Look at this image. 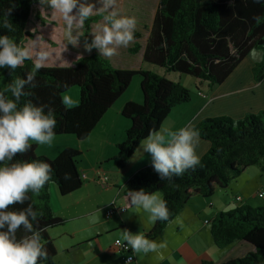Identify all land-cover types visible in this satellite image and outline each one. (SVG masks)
Here are the masks:
<instances>
[{"label":"trees","instance_id":"trees-1","mask_svg":"<svg viewBox=\"0 0 264 264\" xmlns=\"http://www.w3.org/2000/svg\"><path fill=\"white\" fill-rule=\"evenodd\" d=\"M38 3L39 0H0V36L8 35L18 45L25 46L27 40L32 39V34L26 31L31 8ZM9 9L11 15L7 19L15 31L2 26ZM100 20H103V14L93 15L85 21L86 42L91 43L88 38L91 24ZM139 38L134 34L135 40ZM140 48L134 43L128 52L137 54ZM253 48L261 53L260 61L252 69L254 80L260 82L264 78V0H158L142 60L164 69L167 74H185L209 85H220ZM33 69L31 59L25 60L14 72L0 68V91H5L14 79L23 78ZM134 76L140 77L142 103L128 102L120 110V116L130 123L124 142L117 145L118 158L126 161L150 130H159L173 108L189 102L191 92L181 83L147 70L113 68L104 57L94 52L78 58L70 67H41L36 71V87L25 88L28 95L21 97L18 108L31 101L34 105L46 106L45 113L49 108L53 109L55 136L73 135L82 141L122 97ZM72 87L78 88L79 103L67 108L62 97ZM5 94L11 98L10 92ZM195 128L200 138L209 143L207 153L195 170L188 169L171 181L161 180L157 172L139 171L126 184L124 195L130 207L133 206L128 192L140 189L150 194L159 193L166 201L169 219L154 221L146 238L154 239L161 235L193 196L211 197L216 187L227 188L247 168L260 166L264 160V112L248 114L240 120L224 116L208 118ZM30 145L28 152L18 153L13 161L4 163H49L53 169L51 179L38 194L29 192V200L23 205H13L9 210H20L31 204L35 211L42 213L38 217L39 224L33 223L46 228L42 232L41 243L49 256L38 264H56L55 248L47 230L63 221L51 212L49 187L54 184L62 196L81 187L78 172L81 153L66 148L57 157L49 159L36 155L35 146ZM261 171L264 172L263 168ZM66 173L70 179H65ZM207 223L216 248L223 249L236 242L253 247V251L243 257L221 264H264V206H241L219 213ZM23 235L21 227L17 231V239ZM201 264L214 263L203 261Z\"/></svg>","mask_w":264,"mask_h":264},{"label":"crops","instance_id":"crops-1","mask_svg":"<svg viewBox=\"0 0 264 264\" xmlns=\"http://www.w3.org/2000/svg\"><path fill=\"white\" fill-rule=\"evenodd\" d=\"M149 30L150 28L146 31L144 43L139 44L141 48L138 54L141 60ZM131 44L128 47L133 45ZM94 52L98 53L97 49L93 48L87 56ZM77 59L78 57L72 61V66ZM260 59L253 60L248 55L220 85H209L207 82L195 80L189 102L173 108L158 131H175L189 124L195 127L208 118L224 116L240 120L248 114L264 112V78L256 82L252 71L254 64ZM159 75L177 82L165 72ZM181 76L182 74L178 76L179 83ZM71 92L64 93L62 97L63 99L69 95L68 98L72 101L69 105L64 104L67 108L75 107L79 103L78 91L73 94ZM128 102L141 104L142 97L138 94H125L102 116L85 140L77 143L74 139L63 137L70 144L59 146L54 157L44 155L53 159L66 148L81 153L78 165L81 187L64 196L59 194L55 185L51 184L49 187L51 212L63 221L61 225L47 230L55 248L56 264H122L123 255L114 249L113 241L124 240L123 230L145 236L154 224L150 213L142 208L130 207L124 195L126 184L135 173L145 170L156 172L150 154L143 152L140 147L142 141L129 159L121 161L118 158L117 145L124 142L125 132L130 125L128 120L120 116V110ZM29 143L35 146V152L38 153L39 144L31 140ZM71 145L74 147H70ZM208 149L209 143L201 139L196 149L200 159ZM261 168L264 170V167ZM247 171L249 170L246 169L227 188L216 187L209 198L193 196L182 211L167 224L161 235L154 239L148 238L157 243H167V249L160 250L165 256L163 260L157 259L156 253L141 252L134 253V264H201L203 261L221 264L253 251V247L244 242L232 243L223 249L216 248L207 223L219 213L241 206H255L248 203L243 197L244 193L241 195L237 188L238 181ZM98 175L107 177L111 186H104L99 182ZM233 191L236 192L235 195ZM155 194L161 198L159 193ZM259 195L258 199L264 198ZM238 197L241 198L239 202L236 201ZM111 207H125L126 211L107 217L106 212ZM93 214L95 222L91 219Z\"/></svg>","mask_w":264,"mask_h":264},{"label":"clouds","instance_id":"clouds-1","mask_svg":"<svg viewBox=\"0 0 264 264\" xmlns=\"http://www.w3.org/2000/svg\"><path fill=\"white\" fill-rule=\"evenodd\" d=\"M100 7L94 3H81V0H39L41 11L50 7L51 16L64 22L68 43L76 46L84 35L82 29L85 21L94 13L103 14L101 23L96 24L90 32L91 43L85 42L84 49L91 53L93 48L99 55L111 58L118 54L117 50L127 47L134 40L137 21L135 17L122 15L117 8V0H98ZM259 2V0H257ZM11 9L6 13L3 27L15 31L13 24L7 19ZM257 20L259 18H256ZM34 69L25 73L23 78L17 77L5 91H0V264H38L47 260L49 253L41 243L42 232L46 228L34 226L39 224L38 213L31 204L20 210H9L11 206L29 200L28 193H39L51 179L53 169L49 163L42 161H13L16 154L30 150L29 141L38 144L53 142L56 126L53 109L34 105L31 101L18 108L21 97L28 95L26 87H36V71L44 66L49 53L39 46V38L32 39L29 46L15 43L8 35L0 36V68H9L14 72L24 64L25 60L33 59ZM253 60L260 59V52L253 48L249 52ZM11 75V73H10ZM10 92L11 98L5 93ZM62 103L69 105L68 97ZM201 143L199 131L191 124L178 130H150L149 135L141 142L143 152L150 154L154 170L161 180L171 181L174 176H181L188 169L195 170L200 163L196 149ZM65 179H70L65 174ZM130 203L150 213L153 221H167L169 210L166 201L154 193L144 189L129 191ZM95 222V215L91 217ZM24 230L25 235L17 239V231ZM123 238L135 254L156 253V258H165L161 249H167L166 242L157 243L143 234H132L123 230ZM125 264H133L132 256H128Z\"/></svg>","mask_w":264,"mask_h":264},{"label":"rangeland","instance_id":"rangeland-1","mask_svg":"<svg viewBox=\"0 0 264 264\" xmlns=\"http://www.w3.org/2000/svg\"><path fill=\"white\" fill-rule=\"evenodd\" d=\"M81 3H94L97 8L100 7L98 0H81ZM157 4H158V0H117L118 11L122 15L135 17L137 21L134 34L140 36V38L138 40L134 39L133 42H131L132 44L137 43L142 45L144 43V39L147 33L146 31L150 28L149 25L152 22ZM51 11L52 10L50 9V7L47 6L44 7V11H41V5L39 3L37 5H34L31 8L29 21L26 25V31L32 34V39L38 37L39 46L49 53V57L45 61L43 67H70L72 66V61H74L77 57L79 58V57L87 56L88 52L85 51L84 46L81 45V44H85L86 42L85 37L84 35H82L80 37L79 43L76 46H73L71 43H68L64 22L62 21V19L59 18V16L55 18L52 17ZM96 14L99 13H94L93 15ZM101 22L102 20L93 23L92 30L94 29V26L96 24H99ZM88 38L90 41L92 40V36L90 35V32L88 34ZM32 39L27 40L25 46H29L31 44ZM131 47L128 46L121 47L117 50L118 52L117 55L111 58L105 56L104 57L109 62V64L116 69H128V70L141 69V70L151 71L157 74H162L164 72V69L159 68L158 66L143 62L140 59L138 53L137 54L129 53L128 49ZM32 55H33V59L31 60L34 62L35 51L32 52ZM169 75L170 77L176 79L175 81L177 82L179 81L178 78L179 74L170 73ZM194 81L195 79L188 75L182 74L181 76V83L190 92H193ZM139 83H140V77L134 76L128 87L129 89H127L128 91L126 90L124 93L128 94L129 96L138 94L142 97L139 89ZM76 90L78 91L77 87H72L65 93L67 94L72 91L70 94H73V92H77ZM125 94H123L122 96H124ZM63 137L74 139L77 143H80V140H78L73 135L54 136L53 142L50 145L39 144L38 153L43 156L48 155L54 157L56 155V151L59 146L62 147L67 143L70 144V141ZM72 146L73 145H71L70 147ZM260 167H264V160L261 161ZM260 167L253 166L247 168L249 171H247L245 175L237 183L238 192L241 195H243L244 193L245 196L243 197H245L246 201L251 205H255L249 207L255 208V207L264 206V198L258 199V194L264 197V172L261 171ZM234 184L232 186H234ZM232 193L233 195L236 194L235 191H233Z\"/></svg>","mask_w":264,"mask_h":264},{"label":"built area","instance_id":"built-area-1","mask_svg":"<svg viewBox=\"0 0 264 264\" xmlns=\"http://www.w3.org/2000/svg\"><path fill=\"white\" fill-rule=\"evenodd\" d=\"M98 181L101 182L104 186H111V182L109 179L103 175H98ZM259 197H262V195H259ZM236 201L239 202L241 201V198L238 197L236 198ZM126 211L125 207L122 208H109L106 212L107 217L112 216L115 213L121 214ZM113 247L115 250H117L119 253L123 255V260L122 264H125V260L127 259L128 256H132L133 259V264H134V253L131 252L130 246L127 245L125 240L121 239H115L112 243Z\"/></svg>","mask_w":264,"mask_h":264}]
</instances>
